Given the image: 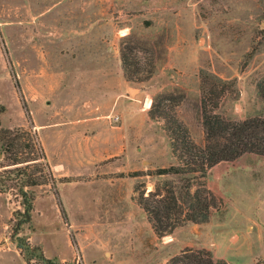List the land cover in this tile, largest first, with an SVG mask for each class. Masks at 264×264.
<instances>
[{"label":"rangeland","instance_id":"374dc122","mask_svg":"<svg viewBox=\"0 0 264 264\" xmlns=\"http://www.w3.org/2000/svg\"><path fill=\"white\" fill-rule=\"evenodd\" d=\"M112 30L121 34L112 56L121 57L124 36H134L149 49L144 59L155 53V72L127 79L126 96L107 116L77 120L83 106L77 95L88 90L79 83L59 87L63 69L87 55L83 39ZM76 39L79 48L71 47ZM202 70L234 80L239 90L221 101L218 113L240 120L263 111L257 81L264 75V0H0L1 122L38 129L67 213L65 219L50 185L37 187L32 221L21 234L62 264H168L186 248H206L229 264H264V155L215 165L206 182L223 198L222 211L166 236L134 199V186L146 180L150 189L175 177L121 176L178 163L163 122L146 109L159 92L185 94L175 113L198 144L206 143ZM21 208L0 193V264H26L11 236L13 211Z\"/></svg>","mask_w":264,"mask_h":264},{"label":"trees","instance_id":"16d2710c","mask_svg":"<svg viewBox=\"0 0 264 264\" xmlns=\"http://www.w3.org/2000/svg\"><path fill=\"white\" fill-rule=\"evenodd\" d=\"M142 44L131 35H125L121 42L122 66L129 81L149 79L155 72V53L152 51V55L144 59L141 54L149 52V49ZM15 85L23 99L25 112L31 118L17 80ZM200 90L199 108L206 143L198 144L189 127L175 113V107L185 99V94L159 92L153 98L149 117L163 122L178 163L159 166L154 170L121 173V176L137 179L145 176L175 177L163 183L156 182L151 190L147 189L146 180L138 181L134 186V199L160 236L171 234L187 222H207L214 210L222 211L223 198L206 182L209 171L215 165L233 161L245 153L264 155V108L257 115L240 120L218 113L221 101L227 95L237 97L239 90L234 80H225L209 71H201ZM257 90L264 104V75L257 81ZM5 110V105L0 102V115ZM58 182L38 129L33 125L5 127L0 118V193L11 194L22 206L13 211L11 236L26 264H62L47 257L39 245L21 234L23 226L32 221L36 188L43 185L52 187L61 213L67 219ZM72 242L76 245L73 236ZM168 264L229 263L216 258L206 248H186L171 257Z\"/></svg>","mask_w":264,"mask_h":264},{"label":"crops","instance_id":"0c3cea01","mask_svg":"<svg viewBox=\"0 0 264 264\" xmlns=\"http://www.w3.org/2000/svg\"><path fill=\"white\" fill-rule=\"evenodd\" d=\"M86 28L90 30L89 27ZM69 33H72V31H69ZM88 33L86 32V34ZM120 35L119 31L112 30V33L98 40H95V37L83 39L87 55L73 58L71 64L74 67L63 69V78L60 81L59 87L61 86V88L65 89L69 85L79 83L84 84L88 90L87 93L77 95L79 102L83 104L80 112L76 115L77 120L84 118L94 121V119L99 117L107 116L113 111L118 102L126 96L128 80L124 74L121 57L118 54L115 56L111 55V48ZM79 40H74V45L71 47L79 48V45H77L80 42ZM151 102L150 99V103L146 106V109L150 108ZM105 106L110 108V111L107 113H104ZM119 129H123V127H119ZM161 135L167 141V136L165 134ZM168 147L165 153L169 156V162H171L173 157H171V151ZM153 188L154 185L148 190Z\"/></svg>","mask_w":264,"mask_h":264}]
</instances>
